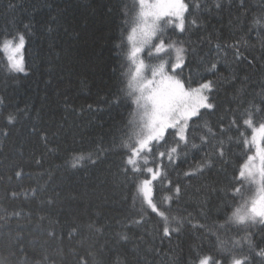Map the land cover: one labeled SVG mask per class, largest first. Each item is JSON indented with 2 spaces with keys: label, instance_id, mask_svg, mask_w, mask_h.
<instances>
[{
  "label": "snow or ice",
  "instance_id": "obj_1",
  "mask_svg": "<svg viewBox=\"0 0 264 264\" xmlns=\"http://www.w3.org/2000/svg\"><path fill=\"white\" fill-rule=\"evenodd\" d=\"M233 3L229 0V8ZM16 6L9 0V9ZM48 7L51 10L52 5ZM224 7V0H108L104 15L115 13L119 20L112 49L120 66L108 104L135 108L99 139L85 143L83 137L73 136L69 142L61 124L40 131L44 152L37 155L33 150L25 157L21 151V160H10L7 166L0 163V264H65L66 256L73 257L75 264H130L126 256L112 260L105 255L111 256L110 245L128 244L133 245L134 264H143L144 255L160 254L157 241L171 245L188 229L194 239L186 256L183 248L179 257L172 255L176 251L172 248L167 254L170 264H264V77L253 80L248 74L256 68L257 57L249 58L254 45L239 36L249 17V31L255 28L264 34V7L253 11L247 0H239L229 21L231 36L213 30L216 57L201 63L206 72L216 75L220 53H230L231 74L223 80L206 76L199 83L191 76L185 80L183 68L196 49L185 47L192 44L190 39L171 38L206 27L203 14ZM62 18L57 7L47 21L49 35ZM34 30L31 21L23 29L0 30L4 54L0 78L27 75L26 43ZM212 36L209 32V43ZM260 43L264 48V39ZM260 70L264 73V65ZM224 84L232 89L226 106L218 102L216 92ZM9 107L7 97L0 94L2 140L10 136L21 115L20 109ZM32 131L36 132L35 126ZM50 157L62 163L44 168ZM29 164L39 171H27ZM183 165H188L186 170ZM87 167L100 170L91 185L63 191L54 183L58 172L67 175ZM213 174L215 179L203 185L209 195L198 201L197 216L184 214L180 204L188 185L181 178L191 181ZM211 194L217 203H211ZM94 198L102 199L105 206L117 205L118 216L101 223L86 210L79 211ZM21 219L35 233L27 246L22 230L11 228L13 220Z\"/></svg>",
  "mask_w": 264,
  "mask_h": 264
},
{
  "label": "trees",
  "instance_id": "obj_2",
  "mask_svg": "<svg viewBox=\"0 0 264 264\" xmlns=\"http://www.w3.org/2000/svg\"><path fill=\"white\" fill-rule=\"evenodd\" d=\"M12 2L17 6L9 9V0H0V30L5 26L13 30L23 29V25L30 21L35 24V30L27 37L25 53L28 64L27 75L18 73L15 74V79L8 81L0 78V94L7 97L10 106L7 110L17 108L21 110L18 122L11 127L10 136L6 140L0 139V153H2L0 163L7 166L10 160H21L19 155L21 151L25 157L33 150L37 155L44 152L45 149L39 137L42 130L52 131L63 124L69 142L74 136L77 140L83 137L87 143L90 138L99 139L106 134L121 118L128 119L135 105L125 108L108 104L111 93L115 91L117 77L120 75L119 61L112 49L113 38L119 35L116 27L119 20L115 13L112 17L104 15V6L108 0H12ZM49 4L52 5L51 10L48 7ZM224 4V9L218 13L214 11L211 15L203 14L207 22L206 27L194 28L184 36H180L179 33L171 36L172 39H190L192 44H186L185 47L196 49L195 54L189 53L188 66L183 68L182 76L185 80L191 76L199 83L202 82L201 76H206L209 80H223L230 77L231 70L228 67L231 63L230 53L226 54L223 51L220 53L221 58L217 63L219 71L216 75L206 72L205 65L201 63L202 59L216 57L217 40L214 29L221 32L224 37L231 36L229 21L238 11L236 5L239 4V0H234L231 8H229V0H224ZM247 6L257 11L260 7H264V0H247ZM57 7L62 10L63 18L57 30L49 35L46 31L47 21L56 14ZM250 24L251 17L239 36L254 45V48L249 50V58L257 57L256 68L248 70V74L253 80H260L264 77V73L260 70L261 65H264V60L260 59L264 55V48L260 43L261 39H264V34L259 33L255 28L249 31ZM209 32H213L211 43L208 42ZM228 42L232 41L229 39ZM3 56V53H0V58ZM225 56L227 59H224ZM114 69L116 71H113ZM179 71L180 69H177V72ZM240 75H244V72L241 71ZM216 92L218 102L226 106V101L231 98L232 89L224 84L218 87ZM89 105L92 106L91 109ZM33 126L36 132L32 131ZM60 163H62L61 160L50 157L46 159L43 167L47 168L50 165L54 167ZM187 167L188 165L182 166L184 170ZM27 171L35 173L39 169L29 164ZM99 175L100 170L92 167L67 175L58 172L54 183L61 185L63 191H67L70 188H82L85 184L91 185ZM172 177L176 179V173H172ZM181 179L188 187L182 198L180 209L181 211L186 209L184 214L191 212L193 216H197L200 210L198 201H203L205 196L209 195L204 191L203 185L211 183L215 176L213 174L194 178L191 181ZM197 189H200V192ZM2 197L3 192L0 190V198ZM210 200L211 203L218 202L215 194H211ZM19 203V201L14 202L12 206ZM117 207L111 202L105 206L102 199L94 198L90 206L85 203L79 211L86 210L94 219L104 223L105 220L118 216ZM110 222L114 228L117 227L114 220ZM11 228L14 231L22 230L25 237L24 246H27L28 241L35 237L32 226L28 225L24 219L13 220ZM138 233L139 230H137ZM193 239L191 229H188L179 240L173 239L171 245L167 241L162 245L157 241V246L161 249L160 254L144 255L143 264H170L167 255L170 249L175 248L176 251L171 254L179 257L180 248H183L186 256L188 246ZM110 247L113 248L112 254L108 257L106 252V258L114 260L117 255L121 259L126 256L130 264H134V258L131 255L132 244L126 247L114 245ZM144 247L141 246L142 253ZM28 251L31 253V248ZM65 264H75L74 258L66 256Z\"/></svg>",
  "mask_w": 264,
  "mask_h": 264
},
{
  "label": "rangeland",
  "instance_id": "obj_3",
  "mask_svg": "<svg viewBox=\"0 0 264 264\" xmlns=\"http://www.w3.org/2000/svg\"><path fill=\"white\" fill-rule=\"evenodd\" d=\"M4 55V54H3Z\"/></svg>",
  "mask_w": 264,
  "mask_h": 264
}]
</instances>
